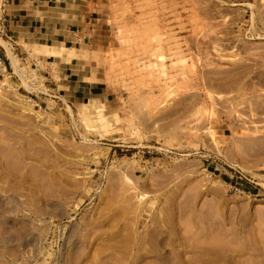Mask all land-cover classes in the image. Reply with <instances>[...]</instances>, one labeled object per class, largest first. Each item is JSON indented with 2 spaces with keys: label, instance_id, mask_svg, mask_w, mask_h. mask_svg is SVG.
<instances>
[{
  "label": "rangeland",
  "instance_id": "374dc122",
  "mask_svg": "<svg viewBox=\"0 0 264 264\" xmlns=\"http://www.w3.org/2000/svg\"><path fill=\"white\" fill-rule=\"evenodd\" d=\"M4 1L0 264H264V0H82L75 108Z\"/></svg>",
  "mask_w": 264,
  "mask_h": 264
},
{
  "label": "crops",
  "instance_id": "0c3cea01",
  "mask_svg": "<svg viewBox=\"0 0 264 264\" xmlns=\"http://www.w3.org/2000/svg\"><path fill=\"white\" fill-rule=\"evenodd\" d=\"M3 13L2 27L15 45L43 42L63 46L67 56L73 52L72 58L58 59L56 79L50 73L49 80L51 91L66 105L108 100L110 94L100 82L89 81L92 74L78 63L82 50L77 45L96 35L82 0H5Z\"/></svg>",
  "mask_w": 264,
  "mask_h": 264
},
{
  "label": "bare ground",
  "instance_id": "6f19581e",
  "mask_svg": "<svg viewBox=\"0 0 264 264\" xmlns=\"http://www.w3.org/2000/svg\"><path fill=\"white\" fill-rule=\"evenodd\" d=\"M101 109V110H100ZM98 109V111L96 112L97 117L100 118L101 120H103V113H102V108Z\"/></svg>",
  "mask_w": 264,
  "mask_h": 264
}]
</instances>
